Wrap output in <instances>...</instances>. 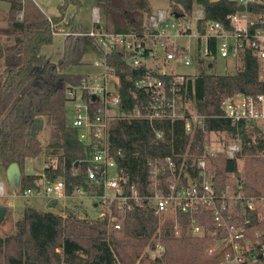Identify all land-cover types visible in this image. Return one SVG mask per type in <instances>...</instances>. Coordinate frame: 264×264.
Returning a JSON list of instances; mask_svg holds the SVG:
<instances>
[{"label":"trees","instance_id":"obj_1","mask_svg":"<svg viewBox=\"0 0 264 264\" xmlns=\"http://www.w3.org/2000/svg\"><path fill=\"white\" fill-rule=\"evenodd\" d=\"M9 4L6 26H0V165L5 172L16 163L21 172L19 192L38 187L41 175L26 173L28 160L39 158L44 146L37 130L31 136L36 120L52 129L47 155L55 158V168H45L48 180L63 179L68 196L76 189L87 193L101 192L86 176L89 150L78 142L77 131L69 126L66 112L67 92L78 87L87 78L83 74H70L66 70L82 65L83 38L67 34L63 39V53L58 64L49 62L42 47L50 45L58 27L72 10L79 12L82 0H62L56 13H45L34 0H0ZM101 11L103 26L107 32H142L144 17L151 10L149 0H94ZM175 13L190 12L194 3L204 9L206 20L223 21L225 16L239 7L231 0H168ZM255 14L264 13V6H252ZM21 14V19L18 15ZM69 22V19L68 21ZM88 39V38H87ZM90 40V39H88ZM91 41V40H90ZM106 63L114 68L120 79L123 110L140 103L133 99L129 88L132 81L141 78L146 70L132 68L121 61L117 54L109 55ZM264 94V66L254 58H247L243 67L234 73L216 74L201 69L198 75L186 83V98L198 114L206 117L210 133L226 131L236 138L234 129L220 119L223 101L234 94ZM88 102L91 98L86 99ZM183 122L151 126L143 121H119L110 131V151L120 168H123L139 191L146 192L147 163L171 157L183 172L198 176L196 163L207 162L214 173L215 189L221 193L235 189L231 178L237 174L236 159L223 155L209 157L204 148L208 136L200 131L186 135ZM154 130H162L158 139ZM244 174L240 191L244 196H264V159L255 156L263 141L252 130L240 131ZM169 174L161 172L160 186L165 189ZM237 189V188H236ZM199 223L210 227L207 214H198ZM186 217H179L180 234L176 235L170 220L162 225L147 208L135 210L125 216L116 230L106 218H80L72 213L56 214L40 212L26 206L15 221L14 231L0 237V264H219L221 254L208 256L209 238L186 235ZM161 229L164 253L150 258L146 250L152 248ZM264 228V222L255 221L250 231ZM257 262L263 263L259 254Z\"/></svg>","mask_w":264,"mask_h":264},{"label":"built area","instance_id":"obj_2","mask_svg":"<svg viewBox=\"0 0 264 264\" xmlns=\"http://www.w3.org/2000/svg\"><path fill=\"white\" fill-rule=\"evenodd\" d=\"M231 1L239 8L227 14L223 21L206 20L203 7L194 3L190 12L175 13L171 9L150 12L142 32L128 33L107 32L100 9L93 8V28L69 34L91 40L93 47L104 57L103 71L100 79L87 77L80 86L70 88L67 100L73 113L69 126L77 131L78 142L89 150L87 179L101 192L87 193L76 189L68 196L63 179L48 180L41 175L38 187L14 196L43 198L46 202L54 199L56 205L75 195L88 197L106 210L104 218L116 230L120 229L127 214L144 208L153 212L160 225L170 220L176 235L180 234L179 217H186V235L208 237L205 252L208 256L221 254L223 260L219 264H254L256 254L264 261V228L250 231L255 221L264 222V196L242 194L243 174L238 166L237 174L231 175L235 189L219 193L215 189L214 173L210 172L204 159L196 163L199 172L196 177L184 173V164L178 167L171 157L149 161L148 186L146 192L141 193L110 151V131L119 121H143L152 127L183 122L186 135L192 136L196 131L208 137L214 134L207 131L206 117L189 108L193 104L185 96L187 81L194 79L201 69L212 70L219 59L230 60L237 66L236 70L241 69L249 57L264 66V13L255 14L250 9L264 6V0ZM18 16L21 18V14ZM169 18L175 21H169ZM59 33L68 34L57 30L56 34ZM112 54L119 55L121 61L132 68L146 70L129 88L133 99H140V103L126 110L122 108L120 79L114 68L106 63V58ZM175 64L194 67L198 73L179 75L175 72ZM88 97L91 98L89 102ZM221 111L219 117L212 119L227 122L237 131L236 138L229 137L221 145L211 143L213 148L207 145L204 152L212 158L221 154L238 163L242 159L238 157L242 149L239 133L252 130L258 132L263 141L256 152L264 154V94L239 92L223 101ZM154 132L162 139V130ZM216 134L227 135V132ZM56 164V160L51 161L47 168H55ZM164 170L169 178L163 190L159 178ZM4 194L0 184V196ZM199 213L209 215L210 227L199 223ZM160 232L159 227L155 244L147 253L152 259L164 253Z\"/></svg>","mask_w":264,"mask_h":264},{"label":"rangeland","instance_id":"obj_3","mask_svg":"<svg viewBox=\"0 0 264 264\" xmlns=\"http://www.w3.org/2000/svg\"><path fill=\"white\" fill-rule=\"evenodd\" d=\"M46 12L48 5L52 0H35ZM150 4L152 7V13H156L157 10H166L170 11V5L168 0H150ZM0 4V8H1ZM98 7L94 0H82V5L79 12L75 10L71 11V17L69 22H63L62 25L58 27V30L63 33H70V32H87L93 28L92 23V9ZM148 15H145L144 22L146 23ZM6 19V18H5ZM4 20H0L2 23ZM169 21H175L173 18H169ZM103 23V22H102ZM2 26V25H0ZM62 26H65L63 29ZM63 34H55L53 36L52 43L50 45H46L42 47V53L46 56L47 60L53 64H58L61 61L62 53H63ZM83 63L78 67H71L66 70L67 73L70 74H83L91 79H100L102 71H103V64H104V57L103 55L93 47V44L87 38H83ZM99 63L97 66H95ZM175 72L179 75L184 76H191L195 75L198 72L195 70L194 67H185L181 64L174 65ZM237 69V66L231 62L230 60H222L219 59L215 62L214 67L212 69L213 72L216 74H226V73H234ZM189 106V105H188ZM192 111L194 110V106L190 104L189 107ZM66 112L69 120L72 118V105L69 102H66ZM42 130L39 133V139L43 143L44 146V153L42 156L36 159L28 160L26 173L27 174H42L44 169L48 166V163L54 161L55 158L50 157L47 155V152H50L48 149V143L52 138V129L50 127L44 126L41 128ZM229 137L226 134H212V136L208 137V145H221L222 142H227ZM213 148V145L211 146ZM256 157L263 158L264 154L260 152L255 153ZM238 169L242 171L244 174V160L243 158L238 161L237 163ZM211 172V170H210ZM0 183L4 185L5 195L0 196V205L2 204H10V202H18L19 207L22 204V201H18L17 199H12V194H19V189H15L10 191L8 189V183L5 178V172L3 171L0 165ZM23 200V199H22ZM28 206L35 208L40 212H52L56 214H62L63 216L67 213H72L80 218H88V219H102L106 215V210L101 206L97 205L94 207V201L91 199L81 200L76 195L63 201L60 200L56 206L51 208H45L46 206V199L37 198L33 200H28ZM27 202V201H26ZM5 208V207H4ZM12 209V208H11ZM11 209L5 208L4 218L0 224V237L3 238L7 234H9L10 224L9 220L11 217ZM151 249V248H149ZM146 253H148V250ZM151 251V250H150ZM149 256V255H148ZM151 258V257H150ZM254 264H264L257 261H254Z\"/></svg>","mask_w":264,"mask_h":264},{"label":"crops","instance_id":"obj_4","mask_svg":"<svg viewBox=\"0 0 264 264\" xmlns=\"http://www.w3.org/2000/svg\"><path fill=\"white\" fill-rule=\"evenodd\" d=\"M35 1V0H34ZM62 2V0H52V2H50L48 5H46L47 6V8H48V11L46 12L36 1H35V3L45 12V13H47V14H55L56 13V6L59 4V3H61ZM149 2H150V0H149ZM0 4L1 5H3V6H1V8H0V20H4L2 23H0V25H2V26H6V16H7V14H8V11H9V4L8 3H6V2H2V1H0ZM150 6H151V4H150ZM151 10H152V7H151ZM70 17H71V13H70ZM70 17H69V21H70ZM18 19H21L19 16H18ZM62 28L64 29V27L62 26ZM30 175H32V174H30ZM35 175V174H34ZM36 175H43V173L42 174H36ZM5 178H6V175H5ZM8 183V182H7ZM0 184H2V183H0ZM3 185V184H2ZM3 188H4V185H3ZM8 189L10 190V191H13L10 187H9V184H8ZM19 189V188H18ZM4 193H5V191H4ZM5 195V194H4ZM15 194H12L11 195V198L12 199H17L18 201H22V204H20V207L18 206L19 205V203L18 202H14V201H12V202H10V204H2V205H0V206H2V207H5V208H12L11 209V217H10V220H9V224H10V230H9V233H12L13 231H14V224H15V221L20 217V215H21V213H22V211H23V209L26 207V206H28V203H29V201L28 200H33V199H37V198H28V199H23V198H20V197H17V196H14ZM23 199V200H22ZM85 199H90V198H88V197H83V198H81V200H85ZM27 201V202H26ZM47 204H48V202L46 203V206H47ZM46 206H45V208H46ZM56 206V205H55ZM97 206V204L94 202V207H96ZM35 209V208H34ZM36 210V209H35ZM38 211V210H37Z\"/></svg>","mask_w":264,"mask_h":264},{"label":"water","instance_id":"obj_5","mask_svg":"<svg viewBox=\"0 0 264 264\" xmlns=\"http://www.w3.org/2000/svg\"><path fill=\"white\" fill-rule=\"evenodd\" d=\"M70 17V13L66 15L65 22L68 21ZM65 28V26H63ZM243 93V92H242ZM42 128V121L36 120L31 128V136H34L37 130H41ZM6 180L9 184V187L12 190L18 189L20 186V179H21V172L16 163H13L8 166L5 171ZM56 205V200L52 199L48 202L46 208H51ZM5 208L0 206V224L4 218Z\"/></svg>","mask_w":264,"mask_h":264}]
</instances>
